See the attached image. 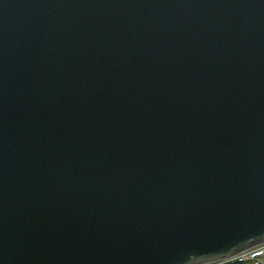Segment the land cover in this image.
I'll use <instances>...</instances> for the list:
<instances>
[{"label":"water","instance_id":"95a60500","mask_svg":"<svg viewBox=\"0 0 264 264\" xmlns=\"http://www.w3.org/2000/svg\"><path fill=\"white\" fill-rule=\"evenodd\" d=\"M263 244L264 0H0V264Z\"/></svg>","mask_w":264,"mask_h":264},{"label":"built area","instance_id":"2783aa9c","mask_svg":"<svg viewBox=\"0 0 264 264\" xmlns=\"http://www.w3.org/2000/svg\"><path fill=\"white\" fill-rule=\"evenodd\" d=\"M250 262L253 264H264V244L243 252L232 258L216 261L209 264H240Z\"/></svg>","mask_w":264,"mask_h":264},{"label":"crops","instance_id":"0c3cea01","mask_svg":"<svg viewBox=\"0 0 264 264\" xmlns=\"http://www.w3.org/2000/svg\"><path fill=\"white\" fill-rule=\"evenodd\" d=\"M240 264H253V263H250V262H246V263H240Z\"/></svg>","mask_w":264,"mask_h":264}]
</instances>
